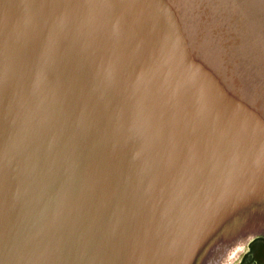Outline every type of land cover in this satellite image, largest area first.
<instances>
[{
    "label": "water",
    "instance_id": "95a60500",
    "mask_svg": "<svg viewBox=\"0 0 264 264\" xmlns=\"http://www.w3.org/2000/svg\"><path fill=\"white\" fill-rule=\"evenodd\" d=\"M264 241V0H0V264H225Z\"/></svg>",
    "mask_w": 264,
    "mask_h": 264
},
{
    "label": "clouds",
    "instance_id": "9594fccd",
    "mask_svg": "<svg viewBox=\"0 0 264 264\" xmlns=\"http://www.w3.org/2000/svg\"><path fill=\"white\" fill-rule=\"evenodd\" d=\"M255 240L252 235L239 236L228 249V256L232 257L231 260L226 258L225 264H243V258L248 254L251 244Z\"/></svg>",
    "mask_w": 264,
    "mask_h": 264
},
{
    "label": "flooded vegetation",
    "instance_id": "af4514ba",
    "mask_svg": "<svg viewBox=\"0 0 264 264\" xmlns=\"http://www.w3.org/2000/svg\"><path fill=\"white\" fill-rule=\"evenodd\" d=\"M243 264H264V241L256 239L251 244L250 251L243 258Z\"/></svg>",
    "mask_w": 264,
    "mask_h": 264
}]
</instances>
